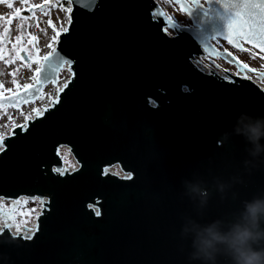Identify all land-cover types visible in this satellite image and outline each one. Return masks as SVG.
I'll return each mask as SVG.
<instances>
[{"label":"water","instance_id":"water-1","mask_svg":"<svg viewBox=\"0 0 264 264\" xmlns=\"http://www.w3.org/2000/svg\"><path fill=\"white\" fill-rule=\"evenodd\" d=\"M65 1L66 28L32 87L0 96L18 108L64 65L71 72L51 105L0 137V200L42 201L29 236L0 229V264H201L181 233L200 199L185 182L208 191L201 223L264 195V152L251 156L234 132L242 114L264 118V90L192 61L206 56L219 68L218 56L264 76L212 43L242 40L264 53V0H175L190 26L154 0ZM240 27L244 38L233 35ZM59 147L75 168L62 170Z\"/></svg>","mask_w":264,"mask_h":264},{"label":"rangeland","instance_id":"rangeland-1","mask_svg":"<svg viewBox=\"0 0 264 264\" xmlns=\"http://www.w3.org/2000/svg\"><path fill=\"white\" fill-rule=\"evenodd\" d=\"M154 1L178 25L188 24V21L176 8L173 0ZM9 4L12 6L9 7ZM17 9L20 10L19 17L16 15ZM68 9L69 4L65 0H0V96L17 93L23 89L24 84L31 85L35 82L36 69L39 67V63L44 56L53 50L57 35L66 28L69 19ZM21 17L27 19H21ZM9 19L11 20L10 24L8 23ZM49 20L52 22V27L49 26ZM167 34L172 35L174 32L167 30ZM17 36L22 37L19 43L16 39ZM29 36L36 37L31 45L28 44ZM21 47L27 48V52L21 51L26 55V60L21 56V52L17 55V50ZM242 56L250 70L264 72L263 54L245 53ZM193 63L201 67L207 63V60L197 57ZM214 63L219 68L226 67L221 60L215 59ZM232 73L238 74L237 72ZM242 73L254 77V74L249 72L242 71ZM219 74L227 77L224 71ZM70 75L68 66L64 65L58 73L56 83L45 85L42 93L35 100L24 103L18 108L4 103L0 104V137L6 136L15 125H24V121L32 118L34 112L40 113L42 109L51 105ZM259 82L263 85L261 81ZM57 151L63 163V171L76 167L67 148L59 147ZM109 171L122 177L126 175L116 166L109 168ZM41 202L36 198L25 197L17 199L15 204L12 201L0 200V209L9 212L11 217L12 230H14L10 232L12 235L19 234L25 237L31 234L30 230H34L35 218L41 209ZM31 209H35V211L31 212L30 215L20 214L21 212L28 213ZM1 228L3 225H1L0 218ZM26 228L31 229L26 230Z\"/></svg>","mask_w":264,"mask_h":264},{"label":"clouds","instance_id":"clouds-1","mask_svg":"<svg viewBox=\"0 0 264 264\" xmlns=\"http://www.w3.org/2000/svg\"><path fill=\"white\" fill-rule=\"evenodd\" d=\"M234 132L252 146L251 156L264 152V145L260 143L264 139V118L253 119L242 114L237 119ZM185 187L190 194L200 198L195 205V218L187 216L181 229L182 236L190 241V260L217 264L218 258L223 257L225 264H264V195L244 200L227 214L201 223L208 203V191L189 182H185ZM223 190L221 185L220 191Z\"/></svg>","mask_w":264,"mask_h":264},{"label":"flooded vegetation","instance_id":"flooded-vegetation-1","mask_svg":"<svg viewBox=\"0 0 264 264\" xmlns=\"http://www.w3.org/2000/svg\"><path fill=\"white\" fill-rule=\"evenodd\" d=\"M191 1L192 0H186V2L188 3V4H190V5H192V3H191ZM173 2H174V4H175V6H176V8L178 9V11L180 12V14L182 15V16H184L185 17V19L188 21V24L187 25H180V26H190L191 25V23H190V20L186 17V15L183 13V12H181L180 10H179V4H178V2L177 1H175V0H173ZM198 4L199 5H201V6H205V2L203 1V0H198ZM161 13L166 17V18H168V19H170V20H172L170 17H168L164 12H163V10L161 9ZM173 21V20H172ZM175 22V21H174ZM176 23V22H175ZM177 24V23H176ZM178 25V24H177ZM167 30H169V29H167ZM170 31H172V30H170ZM238 42L240 43V47H238V46H232V45H230L228 42H226V41H224V40H221V39H215L214 41H212V43L215 45V47L216 48H218L219 50H227L236 60H237V62L238 63H240L241 65H244V66H247V64L244 62V59H243V54H245V53H254V55H257L258 53L259 54H263L264 55V53H261L259 50H257V49H255V48H253V47H251V46H249V45H247L244 41H242V40H238ZM216 43H218L219 45H217ZM199 58H205L206 60H207V58L206 57H202V56H200ZM215 59H218V60H221L223 63H224V65L226 66L225 68H221L222 70H224V71H228V72H230V73H232V72H242V71H246V70H244V69H242V70H237V67H236V64L235 63H228V62H225L223 59H221L220 57H216ZM214 59V60H215ZM242 68V67H241ZM246 72H248V71H246ZM250 73V72H249ZM251 74H254L256 77H257V79H259V81H263V78H260L259 76H257V74H255V73H251ZM241 77H243V76H241ZM223 78H225V79H228V77H223ZM127 175V177H128V174H126Z\"/></svg>","mask_w":264,"mask_h":264},{"label":"snow or ice","instance_id":"snow-or-ice-1","mask_svg":"<svg viewBox=\"0 0 264 264\" xmlns=\"http://www.w3.org/2000/svg\"><path fill=\"white\" fill-rule=\"evenodd\" d=\"M11 6H12V5L9 4V7H11ZM68 11L71 12V9H68ZM16 15H17L18 17L20 16V10H19V9H17ZM21 19H27V18H26V17H21ZM8 23H9V24L11 23V20H10V19H9ZM49 26L52 27V22H51V20H49ZM21 27H23V25H21ZM6 31H7V29H6ZM233 35L236 36V37L244 38V37H245V28L240 27V30H239V31H234ZM16 39H17V42L19 43V42L21 41L22 37L17 36ZM35 39H36V37L29 36V37H28V44L31 45ZM21 51L27 52V48H26V47H21V48H19V49L17 50V55H19V52H21ZM45 59H47V58H45ZM36 71H37V72H41V69H40V68H37ZM53 71H55V69H53ZM13 75H14V73H13ZM14 83H15V81H14ZM17 87H18V89H19V86H17ZM31 87H32V86L29 85V84H24V85L22 86V88H23L24 91L29 90ZM19 94H20V92L18 91V92L15 93L14 95L18 96ZM33 211H35V209H31V210H29L28 213L21 212L20 214H21V215H30V213L33 212Z\"/></svg>","mask_w":264,"mask_h":264},{"label":"built area","instance_id":"built-area-1","mask_svg":"<svg viewBox=\"0 0 264 264\" xmlns=\"http://www.w3.org/2000/svg\"><path fill=\"white\" fill-rule=\"evenodd\" d=\"M206 57V56H205ZM196 59V58H195ZM195 59H193V62H195ZM195 65V64H194ZM196 66V65H195ZM199 70H201L202 72H204V73H209V71H211V72H214V73H216V74H219L220 72H222L223 73V70H221L220 68H217V67H215L214 65H212L211 63H209L208 62V60H207V63L206 64H204L203 66H201V67H199V66H196ZM238 74L237 75H239V76H243V77H245V78H248V79H250V80H252L255 84H257L261 89H263L264 90V76H261L260 78H263V81H261L262 83H263V85L262 84H259L260 82H259V79H257V77L254 75V77H252V76H250V75H245V74H243L242 72H237ZM264 73V72H263ZM220 75V74H219ZM258 81V82H257ZM1 213H3L4 215H5V219H3V220H1V225H6L5 223L6 222H11V217H10V215H9V212H6V211H3V210H1ZM11 225H13V223L11 222Z\"/></svg>","mask_w":264,"mask_h":264},{"label":"bare ground","instance_id":"bare-ground-1","mask_svg":"<svg viewBox=\"0 0 264 264\" xmlns=\"http://www.w3.org/2000/svg\"><path fill=\"white\" fill-rule=\"evenodd\" d=\"M6 225H4L3 227L7 229V231L10 233V232H13L14 230H12V225H11V222H7L5 223ZM28 229H31V228H26V230ZM24 230V229H23ZM16 231V230H15ZM33 230H30V233L32 232ZM11 234V233H10Z\"/></svg>","mask_w":264,"mask_h":264},{"label":"trees","instance_id":"trees-1","mask_svg":"<svg viewBox=\"0 0 264 264\" xmlns=\"http://www.w3.org/2000/svg\"><path fill=\"white\" fill-rule=\"evenodd\" d=\"M64 4H66L65 2H63Z\"/></svg>","mask_w":264,"mask_h":264}]
</instances>
